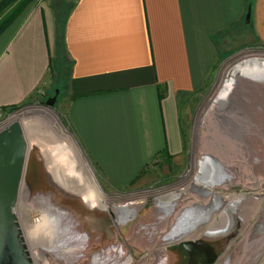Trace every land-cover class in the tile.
I'll list each match as a JSON object with an SVG mask.
<instances>
[{
  "label": "crops",
  "instance_id": "obj_1",
  "mask_svg": "<svg viewBox=\"0 0 264 264\" xmlns=\"http://www.w3.org/2000/svg\"><path fill=\"white\" fill-rule=\"evenodd\" d=\"M249 8L264 41V0H35L0 34V108L45 89L66 58L69 126L107 183L127 187L162 150L179 154L180 105Z\"/></svg>",
  "mask_w": 264,
  "mask_h": 264
},
{
  "label": "rangeland",
  "instance_id": "obj_2",
  "mask_svg": "<svg viewBox=\"0 0 264 264\" xmlns=\"http://www.w3.org/2000/svg\"><path fill=\"white\" fill-rule=\"evenodd\" d=\"M244 23L245 16L244 19L242 18L238 26H235L234 28L228 30L226 33L221 35V38L218 41L217 45L219 48V59L217 60V63L214 67V72L212 74L210 82L201 91L197 93L195 92L193 94H188L184 99V102L180 105L179 112L182 127V149L180 150L179 154L170 155L168 153L167 156L156 157L154 161L150 165H148L146 169H144L143 174L132 186L129 185L127 187L116 188L108 184L107 181L101 176L98 169L93 165L92 161L90 160L89 156L87 155L77 138L70 131V127L66 119L67 99L65 97L66 90L64 87L66 67L68 66L66 65L67 62L66 58L64 59V57H61L58 67L55 70V72L57 71L56 75L59 79L57 78L51 83L49 80L50 78L48 76L46 82L44 83L45 89H42L37 92L26 103L16 106L17 108L14 110H3V108L8 107L0 108V125H4L6 120L12 115L13 112L19 111L26 106L34 105L32 106L33 108L42 107L46 110L51 111L54 114L55 118H57L58 122L61 124L62 128L66 130L67 133L71 132L73 134L74 137H72L68 133L69 136L76 143L78 150L81 153H85H83L84 155H82L85 156V161L89 166L90 170L92 171V174L96 182L98 183L102 193L110 197H120L121 199H127L130 196H142L146 192L166 190L182 182V180H184V178L189 173H191L193 169V161L196 156V152L200 154H198V157L200 158H198V160L201 161L203 159L201 161L203 164V169L196 168L193 175V179L201 183L202 186L208 187V192H211L212 187L210 186L214 185V169L216 167L214 151H217V160L221 159V156L224 157L225 154H227V159L229 158L230 161L231 159H233L234 156L237 157V151L239 150L241 151V153H243L242 150L244 151V149L246 148L260 147V150H262L259 153L260 156L258 155L256 164L254 163V165H252V161H250V168L247 167V169L245 170L243 168L240 170V165L238 164L239 161L235 162L236 164H234V166H236L234 167V178L232 177V179H227L225 177V179H222L223 183L225 181L224 185H222L223 187L221 186L215 189V192L222 196H215V198L220 197L221 200L225 201L226 197L231 194L243 196L252 195L254 193H260L264 197V150L262 149L264 148V126L262 125L264 123V71L262 70V68L256 71L251 70V72L243 74L245 65L241 64L229 72L228 78L235 82V84H232L229 87L233 91V93L230 94V97L228 96L230 100L226 99V103L224 102L226 108L223 109L224 111H222L223 113L221 114H218L217 112H211L210 117L208 119L205 118V120H203V122H205V124L207 125L204 124L203 128H200L199 131L201 133L204 132L205 134L203 133L202 136H200L201 138L196 136V123L198 115L203 109L205 103L208 101L210 95H212L213 93L218 94L217 83L219 81V77L223 71L224 66L229 62L233 63L235 61L234 58L242 54L243 52L264 53V41L256 39L250 27L245 26ZM257 62L258 61H255V63ZM58 87L60 91L58 90V94L56 95L55 91L58 89ZM53 97H56V101L53 106H46V101ZM26 109L28 108H25L23 110ZM251 118H254L256 124L258 122L261 123V125L257 127L258 131L257 129L254 130V128L251 129L250 123L253 122ZM246 119L250 120L248 125L245 124L248 123V120L246 121ZM7 125L0 128V130L6 128ZM22 129L24 132L26 144L29 145L30 150L32 149V146L37 147V145L41 146L40 149H43V147L53 148L55 146L57 150L60 149V142H48L49 136L53 134L50 130L47 129L49 131L47 132L46 129L40 128L35 134L37 137V141L32 142L31 138L29 137L23 126ZM239 141H241L242 144L239 143V145H237V142ZM234 147L236 148L234 149ZM35 150L37 152L33 151V154L29 153L25 166L26 170L24 172L25 179L29 182V190L32 195L30 193L29 196L31 195V198L26 196L27 199H24L25 197L22 195L23 190L21 191L20 196H23L24 198L21 197L19 199L20 201L19 203H17L15 213L18 217V220L19 218L22 219V217H27V222L32 226L30 230L26 229L25 231H29V233H27L26 235L29 238L30 244H32L31 247L35 246L34 249L39 250V252L41 251L40 254L43 255V263L41 262L38 264H66V260L67 262L69 261L67 264H94L98 257L93 253L99 250H102V253L104 252L103 248L98 247V242L95 241V236L99 235L106 237L104 238V243L106 244V246L111 245L106 241L111 236L108 235L106 232H103L104 229L109 230L110 227H99L100 229L96 230L93 229V233L95 235L90 231L86 232V230L84 229L86 233V235H84L83 227L85 226H82L79 221L75 219V217L71 218L70 216L64 215L67 212L65 211L63 216H65L68 220L71 221L70 225L76 226L78 230L80 229V235L78 237H80L82 240L86 237L87 240L91 243L92 249H85L86 242H84V245L82 244V247H76L73 235L70 236L68 234V231H66L67 227L65 226V223L67 222H65V220L61 222L62 224H60V221H55V217L52 220V216L49 215L48 218L51 221L48 222L46 220L45 223L43 222V220L45 219L40 217L41 212L44 211V208L39 205L37 203L38 200H34V198H37L38 196H48L46 195L48 194L47 190H45V188L47 187L48 191L50 192V186L47 182L48 180H46V177L48 176L47 173H49V169H47L44 165L47 166L51 162L52 158L49 156L50 153L48 154L44 150ZM224 150L227 151V153H225ZM58 151L59 153H61L60 150ZM253 155L251 157V160L253 159ZM59 156L60 155H58V157ZM66 161H70V159L64 156L63 162ZM219 174H226L227 176H231L229 175V173L226 172L225 168H220ZM53 191L57 194L60 193L59 191L56 192L54 189ZM193 191L194 193H192V195L195 194V197L197 195H204L203 190L199 188H194ZM195 197L191 200L190 204L183 206L184 208L180 209L175 217H171L170 220L167 219L168 216L167 218L165 217V219L163 218L164 223H161L162 220H159L155 226L156 228H154L156 231L154 230L155 232L153 233V235H155L153 238L151 237L150 241L154 242L153 240L157 236V232H159L160 230V228L158 227H161V224H164L163 226H165L166 228L165 231L161 233L163 235L162 237H164V233L166 231H170L171 238L175 237V235L178 233L182 236V234L189 232V230L193 231L194 229L198 228V226L203 224L205 222V220L203 219H208L210 216H208L207 214L211 211V209L214 210V203H216V199L215 202H206L204 199L202 201H198L195 199ZM153 198L155 197H150V199ZM54 203L52 204L50 201L51 208L54 206ZM109 204L114 206H122L123 202L121 200H111L109 201ZM144 206V210L140 212H137L135 208H128L122 210L119 213V216L116 217L115 222L114 219H111L112 221L108 219V222H110L109 226H115V228L117 229L124 228L123 231H121V234L118 233L115 235V239L118 240L119 243L123 242L124 238L129 235V225L132 224L131 220H135L136 218L133 216V214H138L135 223H139L142 220V222L146 220V222L144 223H151L150 217L155 213L152 210L155 206L153 205V203L149 202L146 203ZM209 207L211 208L210 210ZM222 207L223 206H220V208ZM53 208H55V206ZM220 208L218 209L220 210ZM25 209L27 210L26 212ZM157 209H159V212H162L160 211L162 208L159 207ZM61 210V212L64 211L63 209ZM261 210L257 212L256 215H254L253 219L249 223V226H247L246 228L242 226L241 218H239L237 214L231 213L230 222H228L224 226H221V231H215V234L211 233V235L214 234L212 236H221L232 232L234 233V237L230 239L228 245L226 246L225 252L215 264H264V211ZM47 213L49 214V211H47ZM204 214L207 216L206 218H203ZM146 216H149V219L144 218ZM135 223H133V225H135ZM58 225H61L62 229L59 228L60 226ZM187 227L188 229H190L188 230ZM147 229L151 231L152 228L148 227ZM52 232L54 235L52 234ZM59 233L62 235H60ZM57 234H59L58 238L67 239V241L65 240V249L67 250V252L69 251L70 253H67V255H65L66 260L60 259L59 256L55 258L54 255H56V253H51L50 249L44 246V244H48L47 241L49 242V244L52 243V241L54 242L56 240L55 236H57ZM49 236L51 238H48ZM151 242H147V245H150ZM174 245L175 243H171L166 247L162 248L163 250H165V252H167V249L172 248ZM128 251V254H131L134 259H139L145 254L144 249L137 252L131 246L128 247Z\"/></svg>",
  "mask_w": 264,
  "mask_h": 264
},
{
  "label": "bare ground",
  "instance_id": "obj_3",
  "mask_svg": "<svg viewBox=\"0 0 264 264\" xmlns=\"http://www.w3.org/2000/svg\"><path fill=\"white\" fill-rule=\"evenodd\" d=\"M234 60L235 61L233 63L229 62L223 68V71L217 83L218 84L217 86L218 94L213 93L212 95H210L208 101L205 103L203 109L200 111L198 115V119L196 123V132H197L196 136L197 137L202 136V134L204 133V132L203 133L199 132L200 128H203L205 124L203 120H205V118L208 119L211 115V112H214V113L217 112L218 114L219 113L221 114L223 113L222 111H224L223 109L226 108V106L224 105V102L226 101V99H229L230 94L233 93V91L229 87L230 85L235 84V82H233L231 79L228 78V74L230 71H232L234 68L238 67L241 64L245 65L243 74L249 73L251 72V70L256 71L261 68L264 71V53L263 52H243L242 54L236 56ZM255 61H258V62L255 63ZM247 120H248V123H245L246 125H248L250 121L249 119H246V121ZM251 120L253 121V122L251 121L252 123H250L251 129L254 128V130L257 129L258 131L257 127H259L261 123L258 122L256 124L254 118L253 119L251 118ZM13 121L20 122L21 126L24 127L27 134L31 138L32 142L37 141V137L35 134L38 132L40 128L46 129L47 132H49L48 130H50L51 133H53L52 135L49 136L48 142L49 141L52 143H57V141L60 142V149L58 150H60L62 154L59 153L57 148H55L56 146L53 148L43 147V149H40L41 146L37 145V147L32 146V149L30 150L29 145H27L26 161H27V157L29 153L31 154L33 151H36L35 149L41 150V151L44 150L48 154L50 153L49 156L52 158L51 162L47 166L44 165L47 169H49V173H47L48 176L46 177V180H48L47 182L49 183V186H50L49 187L50 192L48 191V187H47L45 188V190H47L48 194L46 195L48 196H40V197L38 196L37 198H34V200L35 199L38 200L37 203L44 208V211L42 210L43 212H41V217H40V218L45 219L43 220V222L45 223L46 220L48 222L51 221L48 218L49 215L52 216V220L55 217L56 218L55 221L57 220L58 222L60 221V224H62L61 222L65 220V222H67L65 223V226L67 227L66 231H68V234L70 236L73 235L76 247H80V246L82 247V244L84 245V242H86L85 249H89V248L92 249L91 243L87 240L86 237L83 240L80 237H78L80 235V229L78 230L76 226L70 225L71 221L68 220L65 216H63L65 211L67 212L64 215L70 216L71 218L75 217V219L79 221V223L82 226H85L83 227L84 235H86L85 230L86 232L88 231L92 233L94 232V230L91 229L90 225L85 219H92L93 217V221L95 223L102 225L101 228L110 227L109 230L104 229V231H106V233L111 236L109 239L106 240L111 245L106 246V244L104 243V238L106 237L99 236V235L95 236V241L98 242L97 243L98 247L103 248L104 252L102 253L101 252L102 250H99V251L96 250L97 252L93 253L97 255L98 257L96 261L94 262V264H118V263L119 264H123V263L124 264H169L171 261V257L169 258V255H167V252L163 250L164 246H167L171 243H178L180 241L197 240V239H202L205 237L207 238L212 237V235L215 234L214 233L215 231L217 232L218 230H220L221 226H224L228 222H230L231 213L237 214V216L241 218L242 226L246 228L247 226H249L250 221L253 219L254 215H256L257 212H259L261 209L264 211V202H263L264 197L260 193H254L252 195H243V196L231 194L228 197H226L225 201L221 200L220 197L215 198V196H222L215 192V189L217 187H221L222 185H224L225 181L223 183L222 179L223 178L225 179V177L227 179L228 178L232 179V177L234 178V167L236 166V165L234 166V164H236L235 162L239 161L238 164L240 165V170L242 168L244 170L247 169V167L250 168L249 166L250 161H252V165H254V163L256 164L258 155L260 151H262L260 150V147L259 148H255V147L246 148L244 149V151L242 150L243 153H241V151L239 150L240 152L237 151L238 152L237 157L234 156L233 159H231L230 161H229V158L227 159V154H225L227 153V151L224 150L225 156L224 157L221 156L222 158L218 160H217V155H216L217 151H214L216 167L214 169V185L210 186L212 187L211 192H208V189H209L208 187L202 186L201 183L193 179V175H194L196 168L203 167V164L201 162L203 159L201 161L198 160L199 158L198 156L200 154L196 152V156L193 161V169L191 173H189L184 178V180H182V182L166 190L146 192L142 196L141 195L140 196H130L127 199H121L120 197H116V196L110 197L102 193L82 153L78 150L76 143L69 136L66 130L62 128L61 124L58 122L57 118H55L54 114L51 111L46 110L42 107H36V108L28 107V109L22 110L21 112H18L10 116L6 120L4 125H0V128L4 127L7 124H10ZM262 125L264 126V123ZM237 143H238L237 145H239V143L242 144L241 141ZM235 148L236 147H234V149ZM262 149L264 150V148ZM58 155L60 156L58 157ZM252 155H253V159L251 160ZM64 156L66 158H69L70 161L63 162ZM220 168L222 169L225 168L226 172L229 173V175L231 176H227L226 174L220 175L219 174ZM25 170L26 169H24V172ZM24 172H23L22 181L20 184V189H19L18 203L21 197L24 196L25 198L24 197L23 198L27 199L26 196L31 198V195H32V193L29 190V182L28 180L25 179ZM194 188H199L203 190L204 195L203 196L197 195L196 197H195V194L192 195V193H194L193 191ZM53 189L56 192L59 191L60 193L59 194L54 193ZM24 190H25V194H24ZM21 191H22L23 196H20ZM30 193L31 195L29 196ZM152 196L155 198L150 199V197ZM194 197L198 201L200 200L202 201L204 199L206 202H209V201L215 202V199H216V203H214V210H212L209 207V210L211 209V211L207 215L210 216L209 217L210 219L209 218H208L209 220L203 219L205 220V222L201 224L200 226H198V228L194 229L193 231H190L189 230L190 228L188 229L187 227L189 232L182 234V236L179 235L178 233L175 235V237H172V238L170 237L171 235L170 231H166L164 233V237H162L163 235L161 233H163L166 228L165 226H163L164 224H161V227H158L160 228V230L159 232H157V236L153 240L154 242H151L150 239L151 237L153 238L155 235V234L153 235V233L156 231L154 228H156L155 226L158 223V221L162 220L161 221L162 223L163 218L165 219V217L167 218V216H168L167 219L169 220L171 219V217H175L178 211L184 208L183 206L190 204L191 200ZM111 200H121L123 202V205L122 206L111 205L109 204V201ZM50 201L52 204L55 202L54 203L55 208H53L54 206L52 208L50 207ZM148 202L153 203V205L155 206L152 209L155 213L150 217L151 223L149 224L144 223L146 222V220H144V222H142L143 221L142 220L139 223H135V220L138 214H133V216L136 218L135 220H131L132 224L129 225L130 226L129 235L126 238H124L123 242L119 243V241L115 239V235L118 233L121 234V231H123L124 228L117 229L115 228V226H112V225L109 226L110 222H107L108 219L110 221L114 219V222H115L116 217L119 216V213L122 210H125L128 208H135L137 212H140L144 210V207H145L144 205ZM220 206H223V207L220 208ZM159 207L162 208L160 211H162L163 213L158 211L159 209L157 208ZM218 208H220V210ZM61 209H63L64 211L61 212L62 211ZM26 211L27 210L25 209V212ZM47 211H49V214L47 213ZM206 217L207 216L204 214L203 218H206ZM144 218L149 219V216H146ZM18 221L20 223L22 234L25 238L26 245H27V248H28V251L30 253V257L33 263L34 264L35 263L38 264L41 262L43 263V259H42L43 255L40 254L41 251L39 252V250H35L34 249L35 246L31 247L32 244H30L29 238L26 235L27 233H29V231H25V230L26 229L30 230V228L32 227L27 222V217L26 218L22 217V219L19 218ZM133 223H135V225H133ZM58 226H60L59 228H61V225H58ZM147 226L152 228L151 231L147 229L148 228ZM99 227L100 226H98V229H100ZM211 233H214V234L211 235ZM59 234L55 236L56 240L54 242L52 241L53 239L52 238L51 239L52 243L49 244V242L47 241L48 244H44V246L50 249L51 253H56V255L52 254L55 256V258L59 256L60 259L66 260L65 255H67V253H70L69 251L67 252V250L65 249V243L67 239L58 238ZM213 237H216V236H213ZM48 238H51V237L49 236ZM147 242H151V244L147 245ZM129 246L133 247L137 252L144 249L145 254L139 259H134L131 254H128ZM68 262L66 260V264Z\"/></svg>",
  "mask_w": 264,
  "mask_h": 264
},
{
  "label": "water",
  "instance_id": "obj_4",
  "mask_svg": "<svg viewBox=\"0 0 264 264\" xmlns=\"http://www.w3.org/2000/svg\"><path fill=\"white\" fill-rule=\"evenodd\" d=\"M250 13L249 8L245 15L246 24L249 23ZM55 94H58V90ZM55 101L56 97H53L48 99L45 105L52 107ZM32 106L34 105L21 110ZM21 110L13 112L12 115ZM68 133L74 137L71 132ZM26 154L27 144L22 126L20 122L13 121L0 130V264H33L15 213L26 165ZM85 220L91 229L102 227L93 219ZM233 237L232 232L227 235L175 243L172 248L167 249L169 258L171 257L169 264H215Z\"/></svg>",
  "mask_w": 264,
  "mask_h": 264
},
{
  "label": "trees",
  "instance_id": "obj_5",
  "mask_svg": "<svg viewBox=\"0 0 264 264\" xmlns=\"http://www.w3.org/2000/svg\"><path fill=\"white\" fill-rule=\"evenodd\" d=\"M34 1L35 0H2L0 2V34H2L18 18V16ZM50 75H52L51 71ZM16 108V106H11L8 108H3V110H14ZM69 129L73 133L71 127ZM167 154V149H164L160 152L157 157L167 156ZM143 172L144 170H142V172L130 183V186H132L139 179Z\"/></svg>",
  "mask_w": 264,
  "mask_h": 264
},
{
  "label": "flooded vegetation",
  "instance_id": "obj_6",
  "mask_svg": "<svg viewBox=\"0 0 264 264\" xmlns=\"http://www.w3.org/2000/svg\"><path fill=\"white\" fill-rule=\"evenodd\" d=\"M84 157V156H83ZM85 159V158H84ZM164 247H166V246H164Z\"/></svg>",
  "mask_w": 264,
  "mask_h": 264
}]
</instances>
